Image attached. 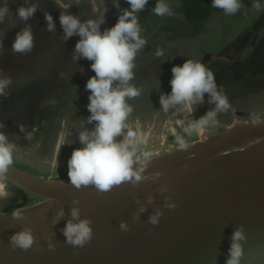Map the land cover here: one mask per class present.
I'll list each match as a JSON object with an SVG mask.
<instances>
[{"label": "water", "instance_id": "95a60500", "mask_svg": "<svg viewBox=\"0 0 264 264\" xmlns=\"http://www.w3.org/2000/svg\"><path fill=\"white\" fill-rule=\"evenodd\" d=\"M258 119L259 125L237 121L153 156L143 183H125L106 193L91 186L77 190L66 179L45 178L13 163L6 180L42 199L0 211V264H226L240 224L247 235L240 264H264V116ZM162 185L169 191L160 193ZM149 195L155 198L152 204H147ZM166 196L177 207L164 208ZM74 199L93 229L91 241L79 249L66 244L61 231ZM144 204L147 211L133 223V213ZM60 207L65 216L54 224ZM158 207L163 212L159 223L149 224ZM14 212L24 218H13ZM122 220L129 231L119 229ZM25 227L31 228L34 244L27 251L13 249L9 237ZM48 236L54 251L47 248Z\"/></svg>", "mask_w": 264, "mask_h": 264}, {"label": "rangeland", "instance_id": "374dc122", "mask_svg": "<svg viewBox=\"0 0 264 264\" xmlns=\"http://www.w3.org/2000/svg\"><path fill=\"white\" fill-rule=\"evenodd\" d=\"M113 1L53 0L57 9V18L53 19L60 30L58 38L62 39L63 36L59 22L61 12L76 15L81 21L104 17L101 31L111 28L117 22L120 11H123L122 8L112 9ZM36 2L41 6V0ZM156 2L157 0L153 7ZM166 2L172 7L173 15L160 17L152 13L158 37L145 38L148 44L138 54L153 55L157 50L155 46H162L163 54L171 56L173 66L182 65L187 59L197 61L187 54H197L196 50L201 51L202 47L225 46L235 35L243 36L254 22L264 19V0H241L242 7L235 15H226L223 10L213 8L212 0ZM255 3L261 5L259 10L253 6ZM37 13V17L41 18V11ZM198 16H201V22L197 21ZM43 23L44 21L41 23V29ZM168 32L172 35L168 36ZM78 40L79 36L69 38V45L65 47L67 50L64 52L60 47L61 42L56 44V41L45 52L41 51V71L44 69L43 61H52L49 64L52 70L46 74L42 73L41 83L26 90L23 97L0 102V123L5 125L2 130L7 134L9 142L16 146L13 154L14 164L45 178L68 180L67 161L73 149L81 147L78 131L82 129L83 119L90 115L87 109L90 92L86 90L85 85L95 73L91 70V61L84 58L75 61L72 58ZM42 41L47 42L48 37L41 36ZM58 60L62 62L61 65L55 64ZM147 60H136L137 69L144 66ZM159 60L164 59L159 57ZM171 78L172 76L166 81H159L152 75L141 76L135 72V81L130 82L140 89L141 94L127 101L133 111L126 122L128 128L125 132L134 131V144L137 148L141 151H151L153 156L181 147L180 141L187 146L225 130L237 121H251L264 116L262 82L249 86L237 97L228 99L231 107L226 112H219L214 124L194 129L192 125L195 120L215 105L207 102L208 94H205V102L196 106L193 112L186 106H177L165 112L160 106L159 97L161 93L171 92ZM21 124L24 126L23 132L18 127ZM85 127L92 129L94 123L85 124ZM4 184L6 191L14 195L10 199L0 200V210L7 207L13 198L22 195L23 205L42 199L36 195L25 194L7 180Z\"/></svg>", "mask_w": 264, "mask_h": 264}, {"label": "clouds", "instance_id": "9594fccd", "mask_svg": "<svg viewBox=\"0 0 264 264\" xmlns=\"http://www.w3.org/2000/svg\"><path fill=\"white\" fill-rule=\"evenodd\" d=\"M127 3L129 7L120 11L117 22L103 31L101 25L105 22L104 17L81 21L78 16L71 13L61 12L59 15L60 26L63 29L62 40L67 41L73 36H79L72 58L75 61L81 58L91 61L90 67L95 73L85 85L86 90L90 92L87 104L90 115L83 119L82 129L78 131L81 147L73 149L67 161L68 182L77 190L91 186L99 193H106L125 183L135 187L144 182V173L153 160L151 151H141L134 144L136 133L132 130L125 132L128 128L126 122L133 111L127 101L141 94L140 89L130 82L135 78L136 57L148 44L141 35L143 29L138 13L146 8L149 0H127ZM211 5L213 8L223 10L226 15H235L242 7L241 0H212ZM253 6L258 10L261 7L259 3ZM115 7L119 9L120 5L116 4ZM39 8L36 0H24L13 14L9 0L0 3V26L15 27L17 21L25 25L16 33L11 47L13 53L28 54L32 51L34 36L28 21ZM152 11L160 17L173 15V9L166 0H157ZM44 18L47 23L46 30L54 34L56 24L53 16L45 12ZM5 30L6 28L0 27V55L5 51L3 47ZM154 54L159 58L163 52L156 50ZM171 72V92L161 93L159 97L160 106L165 112L177 106H186L193 112L196 106L205 102V94H208L207 102L215 105L213 109L195 120L192 125L194 129L214 124L217 114L226 112L231 107L227 95L216 83L214 72L204 63L187 59L182 65L173 66ZM12 83V77L0 70V96L10 95L8 90ZM261 122L259 119L253 120L254 125ZM93 123L94 128L85 127V124ZM4 127L5 125L0 123V200L10 199L14 195L6 191L4 181L14 163L13 154L16 146L9 142L7 134L2 130ZM18 127L21 132L24 131L22 124ZM180 144L181 147L184 146L183 141H180ZM158 191L165 193L169 189L162 185ZM154 199L149 195L146 198L147 204H152ZM164 199V208L171 210L177 207L174 202H169V197L166 196ZM48 203L54 201L49 199ZM79 203L78 199L72 201L70 218L61 230L65 236V243L75 249L82 248L93 237L92 220L90 217H81ZM147 204L140 205L133 213V223L138 222L141 214L147 211ZM162 215L161 208H156L148 217V223L158 224ZM64 216L63 207L58 208L53 223H58ZM13 218L22 220L24 217L22 213L14 212ZM119 229L129 231L127 221H120ZM45 239L48 250L54 251L52 237L48 236ZM246 241L244 225L240 224L232 233L226 264H240L244 255L243 244ZM34 242L32 230L27 227L9 237L13 249L27 251ZM74 255H79V252H74Z\"/></svg>", "mask_w": 264, "mask_h": 264}, {"label": "flooded vegetation", "instance_id": "af4514ba", "mask_svg": "<svg viewBox=\"0 0 264 264\" xmlns=\"http://www.w3.org/2000/svg\"><path fill=\"white\" fill-rule=\"evenodd\" d=\"M2 1L0 0V3ZM113 2H111V6L114 10H118L115 7L116 4H119L122 9L129 7L127 0H114ZM23 3L24 0H9V7L12 9L13 14H15L17 7ZM40 3L41 6L37 11H41V18L37 17L39 14L36 12L34 17L28 21L32 27L34 36V47L30 53L19 54L11 51L16 33L25 26L23 22L17 21L16 26L11 28L0 26L6 28L3 36V47L5 51L0 55V70H3L5 75H10L13 80L8 90L10 95L6 97L0 96V102L9 99L13 101L23 97L26 90L35 86V84L41 83L42 73L46 74L52 70V67L49 65L52 61H43L44 69L41 71V51L45 52L49 46L51 47V44H55V41L56 44L61 42L60 47L63 52L67 50L65 47L69 45L68 40L64 41L58 38L57 35L60 33V30L57 27L54 34L46 30L47 23L44 18V13L48 12L54 18H57V9L53 5V0H41ZM154 3L155 0H149L146 8L138 13L140 24L143 14L145 15V21L141 24L143 29L141 35L144 38L150 36L156 39L158 37L152 16ZM201 20V16H198L197 21L201 22ZM43 21V29H41V23ZM167 35L172 34L168 32ZM41 36H47L48 41L41 42ZM233 38L225 46L202 47L201 51L196 50L197 54H187L190 58H196L197 61L204 63L212 69L217 85L227 95L229 100L237 97L245 88L264 82V19L254 22L243 36L235 35ZM155 47H157V50L163 52L162 46L156 45ZM195 48L198 49L199 47ZM142 58H147L148 60L144 66L139 67V69L137 67L134 69V72H137V74L141 76H147L149 74L159 81H166L172 76L171 69L173 64L170 55L163 54L161 58L164 60L161 61L155 54H138L136 60L141 61ZM56 62L55 64L58 65L62 63L59 60ZM133 81L135 80L133 79ZM21 190L25 194H31L23 189ZM23 197L24 195L13 198L7 207L2 209L12 210L20 206L23 203Z\"/></svg>", "mask_w": 264, "mask_h": 264}]
</instances>
